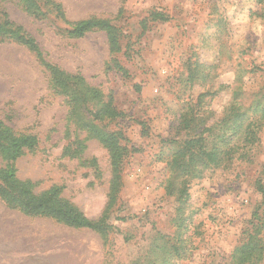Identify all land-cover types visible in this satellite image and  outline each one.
<instances>
[{"label": "rangeland", "instance_id": "rangeland-1", "mask_svg": "<svg viewBox=\"0 0 264 264\" xmlns=\"http://www.w3.org/2000/svg\"><path fill=\"white\" fill-rule=\"evenodd\" d=\"M37 3L0 0V126L37 139L13 172L108 230L0 196V264H264V0Z\"/></svg>", "mask_w": 264, "mask_h": 264}, {"label": "trees", "instance_id": "trees-1", "mask_svg": "<svg viewBox=\"0 0 264 264\" xmlns=\"http://www.w3.org/2000/svg\"><path fill=\"white\" fill-rule=\"evenodd\" d=\"M27 5L30 8H38L37 0H27ZM94 29L107 31L111 37V43L116 46V42L112 39L114 29L106 21L94 18L75 24V33L78 37ZM18 31H22L21 28L13 30L15 35L13 37L14 41L27 46L33 51H37L38 47L35 41L25 34H20ZM55 74L57 82L66 88L67 82L61 80V73L55 71ZM105 113L116 116L113 110L106 109ZM110 135L111 137L101 139V142L108 148L111 154V164L115 175L112 193L116 197V193L120 189L121 165L125 150L120 145L116 134ZM36 144L37 139L34 136L22 134L16 136L11 130L0 126V157L8 163L7 169H0V182H2L0 184V196L6 199L10 207L18 208L30 216H50L70 227L78 229L87 228L105 234L108 230L105 222L103 220L94 222L87 219L74 204L60 197V188H54L49 193L34 195L25 183L17 180L13 172L15 167L14 161L25 153V148L34 149L36 148ZM260 218L259 216L258 219Z\"/></svg>", "mask_w": 264, "mask_h": 264}]
</instances>
